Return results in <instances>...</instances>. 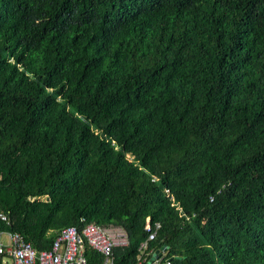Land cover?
Returning a JSON list of instances; mask_svg holds the SVG:
<instances>
[{
	"label": "trees",
	"instance_id": "16d2710c",
	"mask_svg": "<svg viewBox=\"0 0 264 264\" xmlns=\"http://www.w3.org/2000/svg\"><path fill=\"white\" fill-rule=\"evenodd\" d=\"M0 213L38 251L115 225L136 264L149 222L143 264H264V0H0Z\"/></svg>",
	"mask_w": 264,
	"mask_h": 264
},
{
	"label": "built area",
	"instance_id": "2783aa9c",
	"mask_svg": "<svg viewBox=\"0 0 264 264\" xmlns=\"http://www.w3.org/2000/svg\"><path fill=\"white\" fill-rule=\"evenodd\" d=\"M2 221H8L0 213ZM160 225L156 223L152 231L149 222L145 225L147 240H153ZM1 234V233H0ZM7 241H0V259L9 258L14 264H89L84 255L85 244L103 255L102 264H114L113 249L116 246H126L128 237L123 228L115 225L99 226L87 224L79 233L75 227L62 230L48 250L38 251L19 233H6ZM147 240L139 246L140 254L136 264H143V256ZM158 262V260L156 261Z\"/></svg>",
	"mask_w": 264,
	"mask_h": 264
},
{
	"label": "water",
	"instance_id": "95a60500",
	"mask_svg": "<svg viewBox=\"0 0 264 264\" xmlns=\"http://www.w3.org/2000/svg\"><path fill=\"white\" fill-rule=\"evenodd\" d=\"M163 249H157L152 253L151 258L147 261L146 264H151V262L155 259L158 258V256L162 253Z\"/></svg>",
	"mask_w": 264,
	"mask_h": 264
},
{
	"label": "rangeland",
	"instance_id": "374dc122",
	"mask_svg": "<svg viewBox=\"0 0 264 264\" xmlns=\"http://www.w3.org/2000/svg\"><path fill=\"white\" fill-rule=\"evenodd\" d=\"M0 239L7 241L8 237L7 236H2V237H0ZM3 264H14V263H13V261L11 259L5 258V259H3Z\"/></svg>",
	"mask_w": 264,
	"mask_h": 264
},
{
	"label": "crops",
	"instance_id": "0c3cea01",
	"mask_svg": "<svg viewBox=\"0 0 264 264\" xmlns=\"http://www.w3.org/2000/svg\"><path fill=\"white\" fill-rule=\"evenodd\" d=\"M2 236H6V233L5 232H2L1 234H0V237H2ZM0 241H6V240H1L0 239ZM1 260V264H3V259H0Z\"/></svg>",
	"mask_w": 264,
	"mask_h": 264
}]
</instances>
